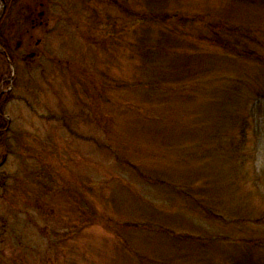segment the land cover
I'll return each mask as SVG.
<instances>
[{
    "label": "rangeland",
    "instance_id": "rangeland-1",
    "mask_svg": "<svg viewBox=\"0 0 264 264\" xmlns=\"http://www.w3.org/2000/svg\"><path fill=\"white\" fill-rule=\"evenodd\" d=\"M20 2L24 14L45 0ZM61 4L30 32L37 57L15 61L2 111L0 264H264L263 224L208 220L179 187L217 180L197 198L210 205L232 180L250 192L239 209L264 213L262 185L248 182L264 179V0ZM150 14L218 26L243 52ZM30 28L17 25V44ZM185 63L202 76L179 83Z\"/></svg>",
    "mask_w": 264,
    "mask_h": 264
},
{
    "label": "trees",
    "instance_id": "trees-1",
    "mask_svg": "<svg viewBox=\"0 0 264 264\" xmlns=\"http://www.w3.org/2000/svg\"><path fill=\"white\" fill-rule=\"evenodd\" d=\"M152 15V17H151ZM149 18H141L143 22L147 23H161L159 26H163L165 31H171L173 24L179 23L183 27H188V26H194L199 23L200 26L203 27L207 32V34L204 35L201 39L204 40L207 44L209 45H214V46H219L222 47L223 49L230 50V52L233 53H239L241 54L242 47L239 44H236L234 41L228 40V36L226 35L224 38L221 33L218 32L219 27L214 26L213 24H205L203 21H198L195 19H188L185 17H180L179 15H172V16H164L163 19H158L153 16V14L149 15ZM179 16V18H178ZM139 22V21H138ZM141 22V21H140ZM192 28V27H191ZM230 34V33H229ZM228 38V39H227ZM158 46H154L149 49L150 52L147 53V55H152L156 49H158ZM172 48V47H171ZM170 48V49H171ZM186 55H180L179 54V61H181V58H185ZM183 62V61H182ZM195 69L191 67L190 64H179V83L186 84L188 81H193L199 77L202 76L201 72H195ZM12 72L10 69V66L6 60V58L3 56V53L0 52V151L3 149V145L6 144V139L8 137L9 131H10V126L8 125L9 122H5L4 115H2V111L5 105H7L11 99L12 95L8 91L11 87V78H12ZM244 139L247 140L246 133L243 132ZM217 139H219V136H216ZM235 150H230L227 152L222 151L223 153V159H228L227 156L225 155H231L233 157V152ZM236 155H242L245 154L244 149L242 146L239 147L238 150L235 152ZM230 157V156H229ZM242 159H240L242 162H249L248 160H245L243 156H240ZM252 175H248L245 179L251 178ZM252 177L251 179H248V182H253L254 184L258 185L261 184L262 186H259L256 188L257 192L260 196L262 197V201L264 200V179L258 177L255 178ZM253 179V180H252ZM251 180V181H250ZM201 179L196 180L194 182H191L186 185H179V187H184L185 189L182 190V196L185 197L186 200H188L191 203H195L196 208L200 210L201 215H203L206 219L220 223L225 226L230 225V224H240V223H254V224H263L264 225V213L261 215H253V212H242L243 210L239 209V200L243 199V201H249L250 197L248 194H250L249 191H245L247 196L243 195V191L235 190L234 188L238 187H233L232 183L235 184V182H231L232 180L228 181V183L225 182H220L215 184V188L213 189V193H211L212 199L210 202V205H206V202H201L197 198H206L207 197V192L205 190H210L213 187L214 182H217V180H210L207 181L206 185L207 187L203 186H197L196 184L199 183ZM230 183V184H229ZM255 185V186H256ZM230 189L232 190L233 194L236 196V199L233 200H224L221 196L222 191ZM198 190L199 194H195ZM180 192V189H179ZM240 194L237 196V194ZM242 195V196H241ZM213 202V203H212ZM210 207V208H208ZM228 211V213H227ZM180 239V235H179ZM224 241V240H223ZM225 242V241H224ZM205 247V246H203ZM231 262V260H229Z\"/></svg>",
    "mask_w": 264,
    "mask_h": 264
},
{
    "label": "flooded vegetation",
    "instance_id": "flooded-vegetation-1",
    "mask_svg": "<svg viewBox=\"0 0 264 264\" xmlns=\"http://www.w3.org/2000/svg\"><path fill=\"white\" fill-rule=\"evenodd\" d=\"M2 8L0 10V52L6 58L10 69L15 75L14 64L17 58L22 56L28 60H34L37 54L34 52L28 53L25 49L26 43L34 38L33 34L30 32H35L39 27L50 26V21L44 22V19L49 17L51 13H56L58 6L62 5L61 0H45V2H40L39 7H35L28 13L22 14L20 9H18L21 4L20 0H0ZM46 9V10H44ZM28 14V19L24 18L23 15ZM25 21L31 24V28L25 33H19L18 37L20 40L17 44V25L23 24ZM41 45V41H38L36 47ZM14 76L12 77L13 82ZM12 90V84L9 92Z\"/></svg>",
    "mask_w": 264,
    "mask_h": 264
}]
</instances>
